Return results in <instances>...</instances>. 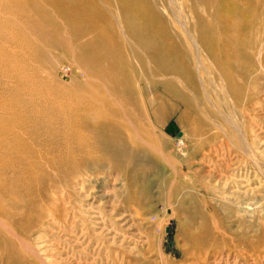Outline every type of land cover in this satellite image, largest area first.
<instances>
[{
  "label": "rangeland",
  "instance_id": "374dc122",
  "mask_svg": "<svg viewBox=\"0 0 264 264\" xmlns=\"http://www.w3.org/2000/svg\"><path fill=\"white\" fill-rule=\"evenodd\" d=\"M198 1L205 0H177L192 28L197 27L198 38L207 28L210 40L229 41L238 49L236 66L227 70L240 97L223 98L220 107L236 116L260 164L246 156L239 133L226 119L215 116L211 105L201 106L208 114H200V138L193 135L189 127L193 116L186 115L181 103L169 100L159 108V119L153 110H137L130 119L133 137L129 140L140 153L135 165L125 170L106 161L94 172L79 175L86 177L83 187L75 176L62 177L52 184L35 182L16 202L0 201L7 209L0 211V264H264V47L260 52L257 40L264 39V1L246 34L234 32L227 40L220 32L212 36V16ZM194 11L202 13L205 22ZM0 15L7 18L12 13L0 7ZM244 22L237 17L232 23L241 27ZM10 23L19 34V28ZM27 32L32 38L33 32ZM0 43L13 54H22L21 40ZM203 49V60L211 64L210 53ZM139 51L150 59L144 50ZM53 54L58 57L54 67H45L42 75L74 87L83 77L78 74L76 54L65 49H54ZM6 77L0 72L2 98ZM139 81L134 86L144 89L142 103L155 98L158 107L160 87L153 79ZM183 113L184 121L179 118ZM207 115L222 129L214 127ZM229 137L236 145L223 144ZM226 145L230 152L225 151ZM217 148L221 153L216 155ZM205 157H212L211 164ZM237 176L245 179L243 186L253 193L238 197L236 189L226 190L219 184L227 181L229 185ZM21 238L28 241L26 246ZM238 252L246 257H238Z\"/></svg>",
  "mask_w": 264,
  "mask_h": 264
},
{
  "label": "bare ground",
  "instance_id": "6f19581e",
  "mask_svg": "<svg viewBox=\"0 0 264 264\" xmlns=\"http://www.w3.org/2000/svg\"><path fill=\"white\" fill-rule=\"evenodd\" d=\"M263 1L198 2L212 16V36L216 38L220 32L227 40L234 32L242 37L246 34L254 24L253 17L261 14ZM0 7L12 13L7 18L0 15V40L24 43L21 55L0 43V72L7 76V83L1 86L5 95L0 96V201L16 202L35 182L52 184L62 177L75 176L83 187L86 177L79 175L94 172L106 161L127 170L138 162L140 154L129 142L133 137L130 119L137 110H153L159 119V108L171 99L184 106L186 115L193 116L189 127L196 138L203 134L200 114H208L201 106L211 105L213 114L226 119L239 133L246 156L260 164L236 116L220 107L223 98L232 101L240 97L227 70L236 66L238 49L229 41L206 37L209 31L203 28L204 23L198 38L197 27L192 28L177 0H0ZM194 13L205 22L202 13ZM237 17L246 21L241 27L232 23ZM11 20L19 34L13 32ZM27 31L33 32L32 38ZM257 40L261 52L264 39L259 36ZM203 47L210 53L211 64L202 58ZM54 49L76 54L78 74L83 77L74 87L42 75L45 67L51 69L56 63ZM140 78L153 79L160 87L158 107L155 98L142 103L144 89L134 86L140 85ZM186 115L181 114L180 120ZM206 119L222 129L213 117L207 115ZM228 139L223 144L236 145ZM226 148L231 151L228 145ZM219 152L217 148L214 154ZM203 160L211 164L212 157ZM235 179L229 185L227 181L219 184L226 190L236 189L238 197L253 193L243 186L242 176ZM0 211L7 209L0 205ZM21 241L24 245L26 240ZM243 256L238 252V257Z\"/></svg>",
  "mask_w": 264,
  "mask_h": 264
}]
</instances>
